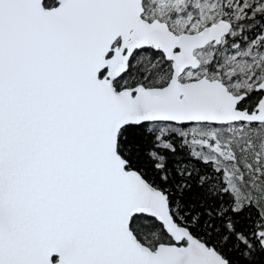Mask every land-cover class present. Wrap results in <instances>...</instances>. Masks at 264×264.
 I'll use <instances>...</instances> for the list:
<instances>
[{
    "label": "snow or ice",
    "instance_id": "1",
    "mask_svg": "<svg viewBox=\"0 0 264 264\" xmlns=\"http://www.w3.org/2000/svg\"><path fill=\"white\" fill-rule=\"evenodd\" d=\"M0 264H264V0H0Z\"/></svg>",
    "mask_w": 264,
    "mask_h": 264
},
{
    "label": "trees",
    "instance_id": "2",
    "mask_svg": "<svg viewBox=\"0 0 264 264\" xmlns=\"http://www.w3.org/2000/svg\"><path fill=\"white\" fill-rule=\"evenodd\" d=\"M247 23L249 24V29L246 30V34L251 35L252 22H251V21H248ZM261 23H262V20H261V18L258 16V17L256 18V24L259 25V24H261Z\"/></svg>",
    "mask_w": 264,
    "mask_h": 264
},
{
    "label": "rangeland",
    "instance_id": "3",
    "mask_svg": "<svg viewBox=\"0 0 264 264\" xmlns=\"http://www.w3.org/2000/svg\"><path fill=\"white\" fill-rule=\"evenodd\" d=\"M257 2H258V0H257Z\"/></svg>",
    "mask_w": 264,
    "mask_h": 264
}]
</instances>
